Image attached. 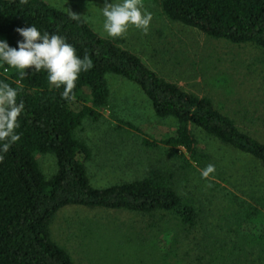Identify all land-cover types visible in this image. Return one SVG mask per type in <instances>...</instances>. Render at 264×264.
Returning a JSON list of instances; mask_svg holds the SVG:
<instances>
[{"label": "rangeland", "instance_id": "rangeland-1", "mask_svg": "<svg viewBox=\"0 0 264 264\" xmlns=\"http://www.w3.org/2000/svg\"><path fill=\"white\" fill-rule=\"evenodd\" d=\"M79 14L103 36L104 0H44ZM111 2V0H109ZM153 14L149 31L134 27L115 38L183 90L210 98L237 127L264 142V49L210 37L173 21L163 0H143ZM109 104L87 118L76 136L91 149L87 162L95 187L134 182L158 171L197 213L186 223L177 212L153 213L69 205L51 224L52 238L75 264H264V166L257 159L192 127L198 161L167 146L151 145L175 129L156 116L133 82L107 76ZM148 141V142H147ZM49 179L52 154H37ZM215 165L207 179L200 170ZM211 185V186H209ZM251 212L253 222L245 219Z\"/></svg>", "mask_w": 264, "mask_h": 264}, {"label": "trees", "instance_id": "trees-1", "mask_svg": "<svg viewBox=\"0 0 264 264\" xmlns=\"http://www.w3.org/2000/svg\"><path fill=\"white\" fill-rule=\"evenodd\" d=\"M163 13L173 21L234 44L264 49V0H163ZM64 11L44 0H0V39L16 46L18 27L35 25L42 33H57L87 56L92 67L81 72L73 89L76 99L61 97L63 86L49 85L46 73L21 78L15 69L0 67V80L19 89L24 112L18 118L20 139L0 159V264H75L69 252L55 242L51 224L59 210L69 205L129 210L142 213L177 212L186 223L197 213L186 205L158 171L134 182L95 187L87 162L91 149L76 136L87 118L98 120L108 106L107 76L118 75L136 84L151 101L161 119H173L171 134L151 145H162L198 161L197 139L192 127L245 154L264 166V142L237 127L213 101L183 90L147 66L142 58L103 36L79 14ZM52 154L57 170L43 173L37 154ZM247 211L245 219L252 220Z\"/></svg>", "mask_w": 264, "mask_h": 264}, {"label": "clouds", "instance_id": "clouds-1", "mask_svg": "<svg viewBox=\"0 0 264 264\" xmlns=\"http://www.w3.org/2000/svg\"><path fill=\"white\" fill-rule=\"evenodd\" d=\"M21 3H27V0H21ZM100 14L103 31L111 38L122 37L130 27L147 34L153 18V14L144 7L143 0H104ZM71 18L79 19L75 14ZM16 32L22 37L16 46L0 39V67L6 66L5 72L15 69L21 78L32 72L44 71L48 84L57 89L63 86L61 97L74 101L76 81L81 72L92 67L91 60L87 56L81 58L66 37L57 33H42L33 24L18 27ZM18 95L17 87L0 80V159L20 139L18 118L24 112L25 104L22 99L18 102ZM214 172L215 165L209 164L200 170V176L207 179Z\"/></svg>", "mask_w": 264, "mask_h": 264}]
</instances>
